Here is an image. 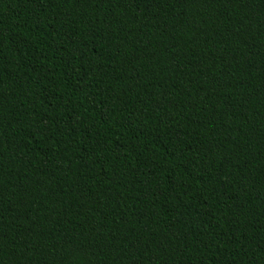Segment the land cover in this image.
Masks as SVG:
<instances>
[{
    "label": "trees",
    "instance_id": "16d2710c",
    "mask_svg": "<svg viewBox=\"0 0 264 264\" xmlns=\"http://www.w3.org/2000/svg\"><path fill=\"white\" fill-rule=\"evenodd\" d=\"M0 264H264V0H0Z\"/></svg>",
    "mask_w": 264,
    "mask_h": 264
}]
</instances>
